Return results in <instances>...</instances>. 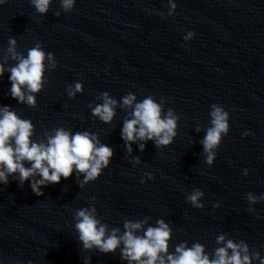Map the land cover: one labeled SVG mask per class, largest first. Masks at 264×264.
<instances>
[{"label":"clouds","instance_id":"1","mask_svg":"<svg viewBox=\"0 0 264 264\" xmlns=\"http://www.w3.org/2000/svg\"><path fill=\"white\" fill-rule=\"evenodd\" d=\"M61 8L65 13L71 12L76 0H60ZM7 0H0V4ZM52 0H31V4L40 14H46ZM168 16L175 13L176 3L168 0ZM57 17L60 11L54 13ZM163 17V13H158ZM194 32H188L184 40H191ZM7 52L10 58L18 63L11 67L9 80L11 82V96L19 103H27L31 107L36 106L35 93H39L43 87L45 73V60L51 67L56 66L54 54L45 52L40 44L28 50L27 57L16 51V39H9ZM4 66L0 64V76L4 74ZM69 98H74L76 93L82 92V84L76 82L74 86L66 89ZM103 104L96 105L93 115L98 116L103 122L110 123L115 115L116 100L109 97L107 92L102 93ZM136 96L128 94L123 97V105L132 107ZM163 100L157 102L152 96H148L142 102L135 103L132 118L124 121L121 137L125 141L127 151H132L131 145L139 141L152 140L157 148H163L173 143L177 135V121L180 117L172 108L165 112ZM91 107V106H90ZM209 113L211 127L201 141L204 149L205 162L211 166L216 159V151L224 136L230 130L229 113L219 104H212ZM197 127V131H199ZM54 135L46 134V143L32 139L34 125L28 119H22L9 106L0 107V183L7 185L9 176L19 174V185L22 187L26 181H30L31 189L37 196H43L42 187L49 184H58L61 178L68 179L76 173L83 174V181L79 186L93 182L99 178L102 171L110 164L113 157V149L105 144H100L98 138L89 132H77L72 134L64 128L54 130ZM247 136L249 133L245 132ZM145 143L139 144L140 151H144ZM25 161L31 167H25ZM138 157L135 164H139ZM248 174L247 169L243 173ZM39 175L40 179L30 178ZM148 179H154L151 173L146 174ZM144 183V180H141ZM204 192L194 188L187 195V202L194 208L202 209L204 204L201 198ZM246 199L249 204L264 201V195L248 193ZM218 205H214L217 207ZM249 212L255 209L249 208ZM74 227L78 233V239L83 249L91 251L99 250L101 253H115L121 248V258L129 261V264H253L258 260L264 264L259 251L250 250L247 242L226 239L225 235L217 236L216 243L222 244L214 250L213 258L206 254L204 245L194 243L191 247L186 242L175 246L174 253H169V241L172 237V229L163 219L156 221L157 226H149L143 235H136L147 223V218L142 221L125 220L124 232L118 235L119 228H113L109 232L108 225L101 223L97 218L96 207L81 208L74 211ZM164 254V255H162ZM166 256V259H165Z\"/></svg>","mask_w":264,"mask_h":264}]
</instances>
